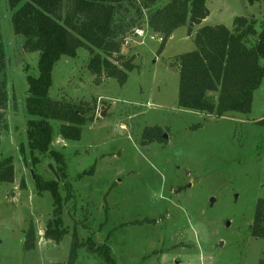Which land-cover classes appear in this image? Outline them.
Masks as SVG:
<instances>
[{
    "label": "rangeland",
    "instance_id": "1",
    "mask_svg": "<svg viewBox=\"0 0 264 264\" xmlns=\"http://www.w3.org/2000/svg\"><path fill=\"white\" fill-rule=\"evenodd\" d=\"M168 1L156 0L154 8ZM205 4L207 16L174 29L159 53L161 38L144 23L128 31L120 54L133 57L136 67L123 84L96 78L82 47L53 65L50 98L84 102L85 116L93 117L81 126L78 140H63L56 133L61 121L50 120V148L62 153L68 182L67 188L65 181L58 184L66 196L61 218L68 230L54 242L43 237L52 197L37 191L33 176L53 179L48 165L55 169L56 164L47 153L34 151L38 162L32 166L25 138V76L37 75L38 52L23 48L13 33L8 1L0 0L8 94L0 160L11 157L13 163V181L0 182V264H65L73 229L80 240L105 242L115 264H259L264 258V239L249 230L256 202L264 199V76L246 113L215 117L177 105L178 56L195 49L197 30L231 28L236 16L255 20L259 30L264 2ZM149 127H159L162 140L152 132L144 138ZM30 225L37 241L24 250ZM76 254L73 264H104L85 247Z\"/></svg>",
    "mask_w": 264,
    "mask_h": 264
},
{
    "label": "trees",
    "instance_id": "2",
    "mask_svg": "<svg viewBox=\"0 0 264 264\" xmlns=\"http://www.w3.org/2000/svg\"><path fill=\"white\" fill-rule=\"evenodd\" d=\"M7 1L12 11L14 35L24 49L38 52L37 75L25 76L28 85L24 101L25 138L32 154V166L38 162L34 151L47 153L56 164L59 179H44L34 174L33 181L37 191H49L52 197V218L45 224L43 237L58 242L68 230L61 218L66 196L63 198L58 191L59 181L66 180V173L62 169V153L50 148L54 131L50 120L61 121L56 133L63 140H78L81 126L91 122L93 117L85 116L84 102L50 98L48 89L53 65L61 56L74 57L76 49L82 47L90 55L87 67L96 78L103 75L123 84L127 72L136 67L132 63L133 57L120 54L126 33L144 23L149 31L161 38L159 53L174 29L184 24L191 27L207 16L206 0H169L157 8H154L156 0ZM253 1L249 0L250 3ZM255 24L253 19L236 16L231 28L218 24L203 25L197 30L195 49L178 56L179 107L215 117L228 112L249 111L253 92L264 76V20L258 24L259 30ZM5 55L0 34V130L6 129L7 124L3 118V110L8 105ZM150 132L153 138L162 140L159 127L144 129L143 137ZM12 181L13 163L11 157H6L0 160V182ZM64 185L67 188L68 182L65 181ZM249 230L251 236L264 239V199L256 202ZM36 239L35 228L30 225L24 233L23 249H33ZM80 247L100 256L104 264H115L105 242L96 244L92 237L80 240L76 229L71 232L69 257L65 264L74 263ZM259 264H264V258Z\"/></svg>",
    "mask_w": 264,
    "mask_h": 264
},
{
    "label": "water",
    "instance_id": "3",
    "mask_svg": "<svg viewBox=\"0 0 264 264\" xmlns=\"http://www.w3.org/2000/svg\"><path fill=\"white\" fill-rule=\"evenodd\" d=\"M101 115H103V113H101ZM163 137L166 138V135L164 134ZM48 166H49V168H50V171H51L52 174L54 175L55 179H59L58 174L56 173V171H55V169L52 167V165L49 164ZM212 202H213V199L211 198V199H210V203H212ZM225 225L228 226V225H229V221H226V222H225Z\"/></svg>",
    "mask_w": 264,
    "mask_h": 264
}]
</instances>
